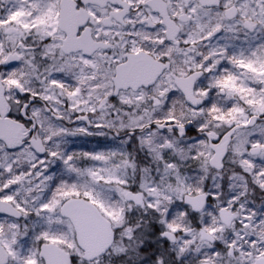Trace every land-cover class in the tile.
I'll return each mask as SVG.
<instances>
[{
	"label": "snow or ice",
	"instance_id": "6c2138e0",
	"mask_svg": "<svg viewBox=\"0 0 264 264\" xmlns=\"http://www.w3.org/2000/svg\"><path fill=\"white\" fill-rule=\"evenodd\" d=\"M0 264H264V0H0Z\"/></svg>",
	"mask_w": 264,
	"mask_h": 264
}]
</instances>
